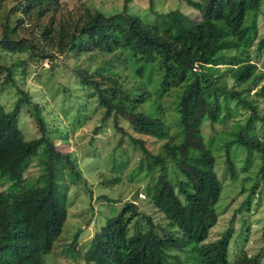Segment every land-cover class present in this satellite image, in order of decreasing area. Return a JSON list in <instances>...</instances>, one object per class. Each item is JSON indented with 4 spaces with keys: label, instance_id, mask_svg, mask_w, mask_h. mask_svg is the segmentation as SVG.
I'll return each instance as SVG.
<instances>
[{
    "label": "rangeland",
    "instance_id": "obj_1",
    "mask_svg": "<svg viewBox=\"0 0 264 264\" xmlns=\"http://www.w3.org/2000/svg\"><path fill=\"white\" fill-rule=\"evenodd\" d=\"M205 1L56 0L50 12L41 18L34 10L31 17L20 12L25 0L0 1V41L3 27L7 26L8 40L15 48L5 51L0 47V107L10 111L20 100L16 125L23 140L38 139L41 127L55 151L65 155L72 165L71 169H62L58 180L66 192V214L51 252L43 257L44 264H84L83 255L93 234L126 203H133L140 213L136 218L139 225L143 226L145 216L160 228L165 226V220L146 194L154 175L146 173L139 143L154 154L171 141L137 135L120 116L111 115L104 120V109L93 83L103 90L115 87L129 93L137 89V93L144 95L141 102L125 100L124 105L142 116L161 120L167 125L168 133H175L176 99L181 90L180 84L164 79L165 70L156 55L145 60L138 53L121 48L105 53L78 44L73 48L67 46L70 49L65 51L58 50L59 41L65 43L64 38L60 40V35L65 36L63 30L69 35L79 27L87 12L108 17L123 9L138 17V24L145 28L158 24L159 16L169 11H178L197 21L199 11L195 5L201 8ZM245 3L241 4L244 7L241 9L247 8L245 11L230 14L228 19L233 20L228 26H232L235 38L248 49L250 60L261 74L257 85H261L264 83V44L261 46L264 0ZM6 68L10 69V76L6 75ZM225 83L227 88L232 85L230 80ZM253 92L249 94L256 104L252 125L264 146V101L255 98ZM219 101V109L209 108L200 125L203 144L212 153L213 171L221 184L215 205L216 222L203 243L228 234L229 262L244 253L262 263L264 156L232 145L228 158L233 171L228 172L225 144L234 139L236 126L243 125L250 113L234 99L220 95ZM40 161L38 155L30 158L23 172L26 181L31 182L41 174ZM69 172L78 176L76 182ZM168 172L172 179H179L170 167ZM75 234L77 238L73 240ZM177 255L181 262L186 257L181 252Z\"/></svg>",
    "mask_w": 264,
    "mask_h": 264
},
{
    "label": "trees",
    "instance_id": "obj_2",
    "mask_svg": "<svg viewBox=\"0 0 264 264\" xmlns=\"http://www.w3.org/2000/svg\"><path fill=\"white\" fill-rule=\"evenodd\" d=\"M247 1L207 0L201 8L195 5L199 11L197 21L169 11L159 16L158 24L146 28L125 9L108 17L87 12L69 35L63 30L65 36L60 35V40L64 38L65 43L59 41L58 50L78 44L105 53L121 48L145 60L156 55L165 70L164 79L181 85L176 99L175 133H168L161 120L142 116L124 105L125 100L141 102L143 93H137V89L125 93L115 87L103 90L93 83L104 120L120 116L137 135L169 139L171 144L167 142L153 154L139 143L146 173L154 175L146 194L165 226L160 228L145 216L143 226L139 225L136 218L140 213L133 203H126L93 234L83 255L84 264H264L244 253L229 262L228 234L203 243L216 222L221 184L213 171L212 153L203 144L200 125L209 108L219 109L220 95L236 100L250 113L243 125L236 126L234 139L225 144L228 172L233 171L228 158L232 145L264 156L262 140L252 125L256 104L249 97L254 91L252 95L264 101V83L257 85L261 74L250 60L248 49L228 26L233 20L228 19L230 14L245 11L247 8L241 9V4ZM55 2L25 0L20 12L31 17L34 10L41 18ZM9 32L4 26L0 47L5 51L15 50L8 40ZM6 75L10 76L9 68ZM226 80L232 82L231 87H226ZM19 101L7 112L0 107V264H44L43 257L51 252L65 220L66 192L58 180L62 169H71L72 165L65 155L55 151L41 127L38 139L23 140L16 125ZM34 155L41 158V174L28 182L23 172ZM169 167L179 179L169 176ZM71 172L68 175L76 182L78 176ZM76 238L77 234L73 240ZM179 252L186 256L182 262Z\"/></svg>",
    "mask_w": 264,
    "mask_h": 264
}]
</instances>
